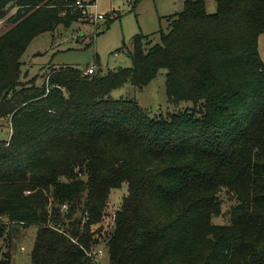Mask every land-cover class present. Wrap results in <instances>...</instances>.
<instances>
[{
	"label": "trees",
	"instance_id": "16d2710c",
	"mask_svg": "<svg viewBox=\"0 0 264 264\" xmlns=\"http://www.w3.org/2000/svg\"><path fill=\"white\" fill-rule=\"evenodd\" d=\"M73 3L0 0L13 24L0 36V120L12 131L0 141V216L36 227L32 264H94L108 200L124 185L110 264H264V0H216L215 14L186 0L159 43L132 39V67H54L42 86L24 84L29 45L77 23ZM162 70L170 102L194 108L151 117L111 98ZM222 190L236 200L227 225L214 222Z\"/></svg>",
	"mask_w": 264,
	"mask_h": 264
},
{
	"label": "rangeland",
	"instance_id": "374dc122",
	"mask_svg": "<svg viewBox=\"0 0 264 264\" xmlns=\"http://www.w3.org/2000/svg\"><path fill=\"white\" fill-rule=\"evenodd\" d=\"M186 0H96L90 9L92 14H100L105 20L91 21L89 17H80L69 29L60 26L54 32H47L35 38L22 57V81L27 84L36 79L35 84L42 86L49 73L55 68L71 66L85 71L95 66V73L106 75L118 67H132L129 52L132 51V39L139 34L150 36L151 44L160 42V32L168 31V18L184 10ZM207 12H217L216 0H205ZM16 7L8 8L7 17L13 16ZM7 20V19H6ZM13 26L9 21L0 25V36ZM260 54L264 61V34L259 39ZM123 49L122 51H119ZM167 72L162 70L157 77L142 89L128 84L111 93L113 99H135L140 107L151 117L184 112L194 108L190 102L176 105L167 95ZM0 141L9 140L11 133L8 120H0ZM128 194L127 185L113 190L106 207L100 227L102 236L92 251L94 264H110L106 248L111 235L116 213L120 210L123 198ZM222 205L216 224L227 225L230 222L231 209L236 205L233 195L222 190L219 194ZM0 259H12L13 264H32L31 251L34 244L36 227L24 229L9 226L0 216ZM103 255L100 256L99 254Z\"/></svg>",
	"mask_w": 264,
	"mask_h": 264
},
{
	"label": "built area",
	"instance_id": "2783aa9c",
	"mask_svg": "<svg viewBox=\"0 0 264 264\" xmlns=\"http://www.w3.org/2000/svg\"><path fill=\"white\" fill-rule=\"evenodd\" d=\"M96 0H74L73 3V8L74 11H79L81 14V17H89L91 19V21L94 22H100L105 20V17L103 15L100 14H92L90 12V9L92 7H94ZM6 22V19L0 20V25H2L3 23ZM95 66H91L88 69H86L83 74L84 76H90V75H94L95 74ZM12 132V131H11ZM67 209V206H64V210ZM100 256H102L103 254L100 253ZM92 256V255H90Z\"/></svg>",
	"mask_w": 264,
	"mask_h": 264
}]
</instances>
